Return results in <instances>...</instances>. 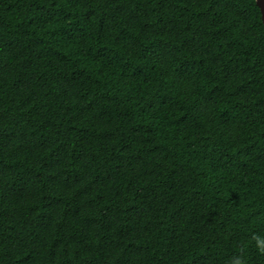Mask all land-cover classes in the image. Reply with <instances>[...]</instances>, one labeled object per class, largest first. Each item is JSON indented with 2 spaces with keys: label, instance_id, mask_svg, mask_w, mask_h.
I'll return each mask as SVG.
<instances>
[{
  "label": "trees",
  "instance_id": "16d2710c",
  "mask_svg": "<svg viewBox=\"0 0 264 264\" xmlns=\"http://www.w3.org/2000/svg\"><path fill=\"white\" fill-rule=\"evenodd\" d=\"M256 0H0V264H264Z\"/></svg>",
  "mask_w": 264,
  "mask_h": 264
},
{
  "label": "clouds",
  "instance_id": "9594fccd",
  "mask_svg": "<svg viewBox=\"0 0 264 264\" xmlns=\"http://www.w3.org/2000/svg\"><path fill=\"white\" fill-rule=\"evenodd\" d=\"M252 241H254L255 248L264 253V234H253ZM229 264H246V262L242 255H235L230 259Z\"/></svg>",
  "mask_w": 264,
  "mask_h": 264
},
{
  "label": "water",
  "instance_id": "95a60500",
  "mask_svg": "<svg viewBox=\"0 0 264 264\" xmlns=\"http://www.w3.org/2000/svg\"><path fill=\"white\" fill-rule=\"evenodd\" d=\"M256 3L261 11L262 21L264 24V0H256Z\"/></svg>",
  "mask_w": 264,
  "mask_h": 264
}]
</instances>
